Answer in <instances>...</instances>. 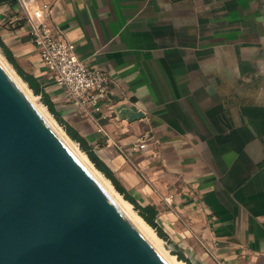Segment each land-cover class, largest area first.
Returning <instances> with one entry per match:
<instances>
[{"label":"crops","instance_id":"obj_1","mask_svg":"<svg viewBox=\"0 0 264 264\" xmlns=\"http://www.w3.org/2000/svg\"><path fill=\"white\" fill-rule=\"evenodd\" d=\"M39 1L77 57L110 77L114 107L144 117L78 119L26 25L4 29L18 9L2 4L0 39L55 114L141 207H155L191 264H264V0ZM142 135L152 150L130 163L120 148Z\"/></svg>","mask_w":264,"mask_h":264},{"label":"water","instance_id":"obj_2","mask_svg":"<svg viewBox=\"0 0 264 264\" xmlns=\"http://www.w3.org/2000/svg\"><path fill=\"white\" fill-rule=\"evenodd\" d=\"M113 112L144 117L133 106ZM0 264H166L1 66Z\"/></svg>","mask_w":264,"mask_h":264},{"label":"built area","instance_id":"obj_3","mask_svg":"<svg viewBox=\"0 0 264 264\" xmlns=\"http://www.w3.org/2000/svg\"><path fill=\"white\" fill-rule=\"evenodd\" d=\"M16 5L18 12L4 29L14 32L22 22L26 25L41 68L64 90L78 119L97 121L104 111L109 113L108 118H112L114 105L109 100L110 77L77 57L64 33L52 21L53 5L39 0H16ZM152 144L150 137L142 135L128 148H120V152L132 163L134 155L143 157L152 150Z\"/></svg>","mask_w":264,"mask_h":264},{"label":"bare ground","instance_id":"obj_4","mask_svg":"<svg viewBox=\"0 0 264 264\" xmlns=\"http://www.w3.org/2000/svg\"><path fill=\"white\" fill-rule=\"evenodd\" d=\"M0 66L6 72L11 81L15 84L17 89L27 99L31 106L37 111L42 119L47 123L55 135L66 146V148L73 154L77 161L83 166V168L93 177L97 184L105 191L109 198L119 208L128 221L134 226V228L140 233V235L149 243V245L164 259L166 264H186L185 262L178 260L175 256L166 254L161 247V239L138 214L132 210V205L119 196L113 189L110 181L105 178L88 160L87 156L78 150L76 145L60 130L56 123L47 117L48 112L44 105L37 104L35 102L36 96L26 87V84L17 76H13L10 70L0 60ZM49 116V115H48Z\"/></svg>","mask_w":264,"mask_h":264},{"label":"trees","instance_id":"obj_5","mask_svg":"<svg viewBox=\"0 0 264 264\" xmlns=\"http://www.w3.org/2000/svg\"><path fill=\"white\" fill-rule=\"evenodd\" d=\"M0 47L2 48L8 62L14 67L17 71L19 77L27 83L29 89L32 90L33 94L38 96L41 95V102L48 108L49 112L55 117V119L60 123L63 127L66 135L73 140L75 143L79 145V148L82 152H84L89 159V161L94 165V167L100 171L105 178H107L115 188V190L124 198V200L128 201L134 208L135 211H138L139 216L155 230L158 237H160L163 241L170 242L166 234L161 230V228L155 223V217L157 211L154 206L148 205L145 207H141L136 200L129 194L126 187H124L119 181L118 177L96 156V154L92 151L91 147L84 141V139L70 126L64 123L54 112L52 106L46 100L45 96L40 92L38 85L34 82V80L28 75L24 74L23 71L17 66L14 59L8 54L6 51L1 39H0ZM122 175L129 177V174L123 172ZM177 257L178 260L185 262L186 264H191L190 261L182 254V253H173Z\"/></svg>","mask_w":264,"mask_h":264},{"label":"rangeland","instance_id":"obj_6","mask_svg":"<svg viewBox=\"0 0 264 264\" xmlns=\"http://www.w3.org/2000/svg\"><path fill=\"white\" fill-rule=\"evenodd\" d=\"M12 5L13 4H15V6H16V2H14V3H11ZM1 38V37H0ZM3 38V37H2ZM3 55H5L4 54V52H3V50H2V48L0 47V60H1V62L2 63H4V65L10 70V72L13 74V76H15V78H17V76L19 77V75L17 74V71L14 69V67L10 64V63H8L6 60H7V58H5ZM10 64V65H9ZM20 78V77H19ZM26 84V83H25ZM26 87H27V85H26ZM28 88V87H27ZM29 89V88H28ZM30 90V89H29ZM31 91V90H30ZM32 93V92H31ZM33 94V93H32ZM34 95V94H33ZM35 96V95H34ZM35 102H37V104H42L43 105V103L41 102V98H40V96H38V98H37V96H36V99H35ZM47 112H48V115H47V117H49V119L50 120H52V121H54L55 123H56V125L60 128V130L64 133V135H66V132L64 131V129H63V127L60 125V123L55 119V117L52 115V114H50L49 113V111L47 110ZM67 136V135H66ZM68 137V136H67ZM69 138V137H68ZM70 139V138H69ZM71 140V139H70ZM75 145H76V147L78 148V150L80 151V152H82L81 151V149L79 148V145L77 144V143H75L73 140H71ZM84 153V152H83ZM85 154V153H84ZM86 155V154H85ZM89 160V159H88ZM92 164V163H91ZM93 165V164H92ZM94 166V165H93ZM100 172V171H99ZM101 173V172H100ZM102 174V173H101ZM103 175V174H102ZM104 176V175H103ZM105 177V176H104ZM121 183L123 184L124 182H122L121 181ZM110 184L112 185V183L110 182ZM112 187H113V185H112ZM128 187V186H127ZM113 189H114V191L119 195V196H121L116 190H115V188L113 187ZM122 197V196H121ZM123 198V197H122ZM124 199V198H123ZM132 210L136 213V214H138V211H135L134 210V208H133V206H132ZM139 215V214H138ZM154 230V229H153ZM154 232H155V230H154ZM156 233V232H155ZM190 235V234H189ZM193 237V239H194V245H195V243L196 244H198L199 245V242L196 240V238H194V235L192 236ZM160 238V237H159ZM161 239V238H160ZM162 240V239H161ZM198 245H195V248H199V246ZM161 247H162V249L166 252V254H169V255H172V256H175V255H173V253H179V251H180V249L178 248V247H176V246H174L171 242H166V241H161ZM161 257V256H160ZM176 257V256H175ZM162 258V257H161ZM177 258V257H176ZM163 259V258H162ZM164 260V259H163Z\"/></svg>","mask_w":264,"mask_h":264}]
</instances>
